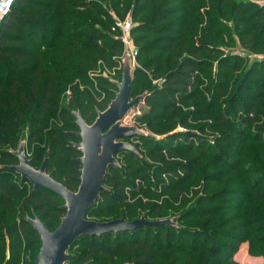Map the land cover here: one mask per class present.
<instances>
[{
	"label": "trees",
	"instance_id": "trees-1",
	"mask_svg": "<svg viewBox=\"0 0 264 264\" xmlns=\"http://www.w3.org/2000/svg\"><path fill=\"white\" fill-rule=\"evenodd\" d=\"M109 3L117 14L131 7L133 20L155 6L149 20L139 22L131 30L137 49L136 63L142 69L138 70L142 76L141 83L145 74H150L153 79L161 76L157 86L144 92L143 111L154 114L153 118L158 121L169 114L172 125L194 126L202 112L215 108L214 103L206 101V95H201L204 90L197 83L208 82L213 77L214 57L217 56L220 57L218 65H221L218 67L226 74L221 75L218 78L221 82L215 85L221 86V92L226 96L221 102L225 108L218 109L215 124L209 122L208 128L201 129L209 131L214 130L213 125L218 129L226 125L233 126V130L227 136L214 139V144L206 143L208 136H195L191 132L175 133L164 139H136L137 143L148 149L147 157L159 161L152 165L134 153L119 152L116 157L119 166L108 168L103 184L105 190L88 211L87 218L96 216L100 208L101 214L110 209L117 210L113 220L124 217L127 221H134L141 216L148 220L177 217L176 226L146 227L100 237H81L70 246L68 254L76 246L82 251L77 255L70 254L73 259L68 264H108L115 257L122 256L128 259L126 264H235L233 256L242 243L248 244L249 255L264 258V126L241 130L247 129L251 123L264 120V110L260 109V104L264 106V59L261 62L253 61L250 66H242L246 59L239 55L221 58L222 46L234 44L244 51L264 54L263 10L248 0H209L208 4L205 0H15L10 13L0 25V209L3 210L0 214V264H34L41 242L26 217L38 216L50 229L45 217L28 215L33 209L28 203H33L39 211H45L43 205L46 201H54L55 198L61 200L42 189L33 191L28 182L2 168L17 165L18 160L12 152L16 147L18 149L21 142H25L27 156L26 141L23 139L26 124L33 122L34 126H38L44 118H51L49 112L57 105L52 99L59 97L66 91L67 84L71 83L69 78L64 82L59 76L69 74L68 68L61 66V70L57 66L42 65L41 51L50 34V41L46 44L49 47L54 45L57 38V45L60 43L63 46L65 40H70L69 46L85 50L77 66H89V57H98L106 64H118L114 60L122 57V44L109 38L105 32L114 24L110 14L102 8ZM53 7H57L56 13L46 18ZM202 8L208 11L202 14ZM97 10L101 11L102 17L106 16L105 22L85 15V12ZM51 13L53 15L54 12ZM89 24L103 31L97 32ZM28 29L34 38L29 37ZM87 35V45L75 44V41ZM234 36L238 38V43H235ZM66 54H72V50L67 49ZM90 68L94 69V66ZM208 68H211V72ZM86 69L71 71L82 79L89 71ZM134 73L132 91L136 96ZM120 75H113V81H118ZM98 85L104 87L101 81ZM106 89L107 101L93 102L94 107L84 112L72 111L74 105L71 100L68 110L61 107L59 112L62 115L70 111L73 118L68 125L78 130L74 123V112H78L87 124H92L96 111H104L114 98L116 89L113 84ZM193 98H199V103L195 104L199 110L185 113ZM146 125L153 127L150 122ZM76 131L57 132V140H52L54 144L48 150V156L56 149H59L58 156H70L66 160L70 169L65 172L64 167L62 170L57 168L53 177L71 192L78 188L81 168L76 160L81 154L73 147V143L79 141L72 135ZM61 136L64 140L60 139ZM183 138L188 141L179 145ZM226 139L231 143H227ZM150 144L154 147H150ZM247 145H251L249 151H246ZM244 153H247L244 158L248 163L240 166ZM179 155L183 157L172 162ZM194 155L196 158H193ZM231 157H236V160H229ZM28 159L34 168V159ZM203 159L207 160L196 170V164ZM216 165L222 168L214 170ZM146 169L165 179L151 182ZM196 173L200 178H194L195 184L202 182L207 186L190 206L182 204L183 208L179 210L177 190L191 181L190 178ZM227 175L218 192L207 194L210 185L218 186ZM19 183L28 184L31 193L27 195ZM151 183L159 186L162 192H153L152 186H149ZM164 192L169 195V204L153 206L145 213L140 208L144 207L141 201L126 202L128 193L132 198L136 193L161 198ZM23 197L26 202L19 221L12 220L15 212L13 203ZM47 213L49 215L48 210ZM64 214L62 209L58 212V225ZM135 215H139L138 218L130 220ZM225 215L227 219L217 220ZM191 222L202 224L198 227L184 226ZM35 240L38 244L36 252L33 249ZM25 242L28 243L27 247L24 246ZM28 252L30 254L26 259ZM162 253H166V256L163 257Z\"/></svg>",
	"mask_w": 264,
	"mask_h": 264
},
{
	"label": "rangeland",
	"instance_id": "rangeland-1",
	"mask_svg": "<svg viewBox=\"0 0 264 264\" xmlns=\"http://www.w3.org/2000/svg\"><path fill=\"white\" fill-rule=\"evenodd\" d=\"M209 0H205V2L208 4ZM218 1V0H216ZM120 7V6H118ZM103 10L107 11L109 14V16L113 19L114 24L112 27L109 28V30H107L108 28L105 29L106 34H108L109 38L114 39L116 41H118V38L121 37V35H123V30L121 28L116 27L115 23L117 22L118 24L124 25L126 23H130L131 25H133V27H135L139 22H145L148 21L150 18V14L152 13L151 11L155 8V6H151L150 11L147 12L146 14L143 15H139L136 19L137 20H133L134 18L132 17V13L131 12V7H129V9L127 11H125L124 13H119L117 14L115 9H113L109 3V5H104ZM57 11V7H53L50 11V13L48 14V16L46 18H50L53 17L54 14ZM208 11L207 8H202L201 9V13L205 14ZM51 12H54L53 15ZM101 11L97 10L95 11H91V12H85L86 16H90V17H94L96 19H99L103 22H105L107 20L106 16H101ZM206 18V17H205ZM231 23V22H230ZM89 26H93L92 28H94L95 30H97V32L103 31V29H101L100 27H97L95 25L89 24ZM203 27L205 25H202ZM132 30V29H131ZM26 32H28L29 37L34 38L30 32V30L28 29ZM232 32H233V28H232ZM130 35H131V31H130ZM50 34L48 35V39L45 42V45L48 44V40L50 41ZM89 35L83 37L82 39H79L75 42V44H78L80 46L82 45H87V41H88ZM132 38V44L133 46L136 48L135 44H134V40L133 37L131 35ZM38 40V39H37ZM234 40L235 43H238V38L236 36H234ZM38 42H40V40H38ZM72 41L70 40H65L64 45L61 46V44L59 43L57 45V38H55L54 40V45H52L51 47H49V45H44L43 49H42V65L44 66H57V69H61V66H64L63 68L66 69L68 68L70 70L69 74L67 73V75H63L60 74L59 76L63 78L64 82L67 81V79L69 78L71 83L67 84L66 86V91H63L59 97H54L52 100H54V102L57 104L55 105L54 109L51 110L49 112V114L52 115L51 118H44L42 120V123L38 126H34L33 122H29L26 124V127L24 129V140L26 141V151H27V156L28 158H33L34 159V169L37 170L39 169V167L41 166L45 155L48 153V150L50 151L51 146L54 144V142L52 140H57V132H66L69 130L72 131H76L73 127L69 126L70 122L73 121V118L70 116V111L66 112L65 111V115H62L59 111L61 107L66 108V110H68V102L71 100L73 102L74 108L72 111H79V112H84L85 109L87 108H93L94 104L93 102L99 103V102H105L107 101V94L108 91H106V87L110 88V86L112 85L111 82H113V80H115V77H113V75H117V73L121 74L122 71V66L120 61L122 60V58L125 55V48L122 45V57L119 58L118 60H114V62H117L118 64H106L101 62V60L98 59V57H89L87 60L89 62V66H77L78 62H79V58L82 57V52L84 53L85 50L84 49H78L77 47H72L69 46V44H71ZM119 42V41H118ZM58 46V47H57ZM238 45L234 44V46L232 45H227V46H222L223 49V55L221 56V58H224L225 56H231V57H236V55L241 56L243 59H246V62H244V64L242 66H250V64L253 61H258L261 62V60L264 59V54H262L261 52H247L242 50L241 48L237 47ZM51 48V49H50ZM70 49L72 50V54L67 55L66 54V50ZM87 54V53H85ZM220 60V57H214V64H213V68H212V74L213 77L205 83H201L198 82L197 86L201 89H203V93L201 94L202 96L206 95V101L215 104V108L211 109V111L209 112H202L201 115H199L197 117V119L194 122V126H183L182 125H172L171 120L168 119V115L166 114L165 119H162L160 121H158V119L153 118L154 114H149L148 111L142 109L143 106V102H141L138 105V109L140 112V115L137 116L136 119H134L133 124L134 126L138 127L139 129L145 131L147 134L151 135L152 137L158 138V139H164L167 136H171L174 135L175 133H182V132H191V134H196L195 136L199 135L200 136H208L209 139L208 144H214V139H217L218 137H224L227 136L228 134H230L233 130V126H224L221 129H218L217 127H215V125H213V129L214 130H209V131H203L201 128H208L207 124H209V122H212V124H215L214 121H216V119H214L215 117H217L218 114V109H224L225 106L221 103L225 100V97L223 96V92H221V86L215 85L219 84L221 81V79L219 80L218 78L222 75V77L226 74L225 71H223L220 67L221 65H218V61ZM90 66H94V69H91ZM117 66V67H116ZM119 66V67H118ZM232 66V64L230 65ZM76 68H81V69H85L88 68L86 70H89L86 72L85 77L79 78L77 77V75H75L71 70H76ZM141 71L142 69H140V66L137 65V63L134 64V81L136 84L135 87L136 92L135 95H141L144 92H147V90H149L150 88L157 86L159 83V79L161 78H151L150 74H145V79L142 80L143 83H141V73L138 72ZM210 70L211 72V68H208V71ZM207 71V72H208ZM216 72V76L214 77V73ZM240 73V71H239ZM121 76V75H120ZM85 78H87V81H85ZM114 78V79H113ZM117 79V78H116ZM119 80V79H117ZM99 81H101L102 85H104V87H101L98 85ZM227 84V82L225 83ZM55 86H57V83H54ZM77 85V86H76ZM73 87V89H72ZM110 90V89H109ZM221 95L218 96L219 93ZM213 96V97H212ZM135 97V96H134ZM199 98H193L191 99L190 103L191 105H188V107L185 108L184 112H188L189 113L191 111H195V110H199V107H197L195 104L199 103ZM246 101H244L243 103H245ZM206 104V103H205ZM222 104V105H220ZM59 106V107H58ZM59 109V110H58ZM216 109V110H215ZM260 109L264 110V106L263 104H260ZM155 114H160V113H155ZM173 114V113H171ZM170 114V115H171ZM174 115V114H173ZM144 118V119H140V118ZM150 122L153 124V127H148L146 124ZM69 124V125H68ZM264 126V120H261L259 122H254L251 123L250 125H247V129H241V130H249L251 127L253 129L255 128H259V127H263ZM189 128L191 130H189ZM236 128V127H235ZM239 129V128H237ZM63 136V135H62ZM61 136V140H64V138ZM192 137H190L188 140H190ZM197 138V137H196ZM203 138V137H202ZM59 139V140H60ZM65 140H69L66 139ZM187 139L183 138L180 140V144H183V142H185ZM187 140V141H188ZM186 141V142H187ZM195 144H196V140ZM227 143H231V141L229 139H226ZM126 142H130V144L135 147L136 151H137V155L143 159V161L149 165L155 164V163H159L155 162L153 160H151L149 157H147L146 152H147V148H145L144 146H141V143H137L136 140H130V141H126ZM57 145V144H56ZM218 149H220L219 145H216ZM150 147H154L153 144H150ZM215 149V150H218ZM251 149V145H247L246 146V151H249ZM15 151H17V147L15 149ZM59 152V149H56L55 152L52 154V152H49V162H48V171L51 172H56L57 168H59V170H62V167H64V171L67 172V170L70 169L68 163H66V160H68L67 158L70 156L67 155L66 156H58L57 153ZM248 153V152H247ZM247 153H244L243 158L241 160V164L240 166H244L247 165L248 161L244 158ZM152 157H154V154H152ZM183 157V155H179L177 158H173V161H178L179 159H181ZM193 158H196L195 155L193 156ZM207 159H203L200 161V163L196 164L195 169L198 170L203 163L206 161ZM229 160L231 161H235L236 157H231ZM60 161V162H59ZM58 162V164H57ZM139 166H143L139 165ZM221 169L222 167L216 165L214 167V170H218ZM146 174L149 175V180L151 182L157 181V180H164V177H162L159 174L156 173H152L150 171H148V169H146ZM48 173V172H47ZM194 178H200L199 174L196 173L194 175V177L192 176L190 179L191 181H188L185 183V185L181 188H179L177 190V195H178V202H177V206L180 210V208L182 207V204H186V205H191L195 200L196 197L199 196L200 194H202L203 188H205L207 185H205L204 183L200 182L199 184H195L196 181H194ZM228 178V175L223 179L222 183L219 184L218 186H212L210 185L209 190L207 191L209 193H215L218 192V190H220V188H222L223 182L225 181V179ZM13 179L17 181V178L13 177ZM60 178L58 177V180ZM28 185V184H27ZM27 185L23 184V183H19V187L21 189H23L26 194H30L31 193V188H29ZM149 186H152L151 190H153V192H157V193H161L162 189L157 186L155 183H151ZM129 196L131 197V194L128 193L126 194V202L127 203H136L137 201H141L144 205V207H140L142 209V211L145 213L146 210H150L151 207L153 206H164L165 204H169V195L168 193L164 192L162 194L161 198H154V197H146L144 195H142L141 193H136L133 198L131 197V200H128ZM55 198V197H54ZM26 198L23 197V199H16L15 202L13 203V209H14V215L12 220H16L19 221V216L20 213L22 211V206L24 205V202ZM29 206L33 207V209H30V211L28 212L29 216H32V214H38L40 217L44 218V220H46L48 222V227L50 229V232L54 231L55 228L58 225V221H59V215L58 212L61 211V206H63L62 201L55 198L54 201H46L45 204L43 205L44 210L45 211H39L37 210L38 208L35 207V205L33 203H28ZM107 205H110V203H107ZM139 206V204H136ZM121 207V206H120ZM124 207V206H122ZM121 207V208H122ZM211 206H207V208H209ZM24 208V207H23ZM57 208V214H56V209ZM47 210L49 212V215L47 213ZM98 210V214L96 216H89V220L92 221H96V222H108L113 220L114 216L116 215V211L113 210H107L106 213L101 214L100 213V208L97 209ZM127 211V210H126ZM138 212V210H137ZM136 212V213H137ZM143 212H141L142 214H144ZM3 213V210L0 209V214ZM138 214V213H137ZM140 214V215H142ZM139 215H135L134 217H131L130 220L135 219L136 217L138 218ZM22 219H24V212L22 213ZM32 218V217H30ZM227 219L228 217H222L219 216L217 220L220 219ZM165 219H169V217H157V218H153L151 220H165ZM199 224H202V222H191V223H185L184 226H192V227H198ZM2 225V224H0ZM214 226H212L211 228H214ZM210 228V229H211ZM210 229H205V230H210ZM36 245L33 247V249L36 252V249L38 248V244H37V240H35ZM24 246H28V243L25 242ZM25 247V248H26ZM239 249V247H238ZM82 250L80 247L76 246L72 248V252L70 254L72 255H77L78 253H80ZM248 253V252H247ZM30 252L26 253V259L28 258ZM163 257L166 256V253H162ZM8 255V254H7ZM235 255V254H234ZM249 255V254H248ZM250 257H255V256H251ZM21 257V255H20ZM234 260V259H233ZM128 261V259L124 256L122 257H115L114 259L110 260V262L108 264H126V262ZM235 261V260H234ZM4 262V261H3ZM236 262V261H235ZM3 264V263H2ZM104 264V263H102ZM235 264H239V263H235Z\"/></svg>",
	"mask_w": 264,
	"mask_h": 264
},
{
	"label": "water",
	"instance_id": "water-1",
	"mask_svg": "<svg viewBox=\"0 0 264 264\" xmlns=\"http://www.w3.org/2000/svg\"><path fill=\"white\" fill-rule=\"evenodd\" d=\"M121 65L120 79L112 82L116 89L113 92L114 98L104 111H96L92 124H87L78 112L73 113L78 130L72 135L79 140L73 143V147L81 154L76 159L81 168L79 185L75 192L69 191L55 181L53 172L47 173L48 153L39 169L35 170L26 156L25 142H21L17 151L12 152L18 160L17 165L2 167L28 182L33 191L42 189L60 198L64 203L61 209L65 214L52 232L38 216L26 217V221L37 232L41 242L34 264H68L73 259V256L68 254L70 246L84 236L100 237L146 227L176 226L177 217L148 220L141 216L134 221H127L122 217L108 222H96L87 218L88 211L97 202L99 194L105 190L103 184L108 168L119 166L116 155L123 151L138 154L135 147L126 141L152 138L136 126L122 124L127 114L143 101L145 93L133 96L134 66L128 51H125Z\"/></svg>",
	"mask_w": 264,
	"mask_h": 264
},
{
	"label": "built area",
	"instance_id": "built-area-1",
	"mask_svg": "<svg viewBox=\"0 0 264 264\" xmlns=\"http://www.w3.org/2000/svg\"><path fill=\"white\" fill-rule=\"evenodd\" d=\"M250 2L256 3L264 12V0H248ZM15 0H0V25L3 22L4 18L10 13L11 8L14 4ZM116 27L121 28L123 30V35H121L120 38H118V41L124 46L125 51H128L133 62V66L136 63V57H137V49L132 44V38L130 35V31L133 28V25L130 23H126L124 25L115 23ZM140 115L138 107L130 111L127 116L123 119L122 124L124 126H134L133 120L137 118V116ZM165 179V177H164Z\"/></svg>",
	"mask_w": 264,
	"mask_h": 264
},
{
	"label": "crops",
	"instance_id": "crops-1",
	"mask_svg": "<svg viewBox=\"0 0 264 264\" xmlns=\"http://www.w3.org/2000/svg\"><path fill=\"white\" fill-rule=\"evenodd\" d=\"M248 244L242 243L239 249L233 256V259L239 264H264V258L262 257H250L248 255Z\"/></svg>",
	"mask_w": 264,
	"mask_h": 264
},
{
	"label": "flooded vegetation",
	"instance_id": "flooded-vegetation-1",
	"mask_svg": "<svg viewBox=\"0 0 264 264\" xmlns=\"http://www.w3.org/2000/svg\"><path fill=\"white\" fill-rule=\"evenodd\" d=\"M130 143V142H129ZM116 157H117V155H116Z\"/></svg>",
	"mask_w": 264,
	"mask_h": 264
}]
</instances>
